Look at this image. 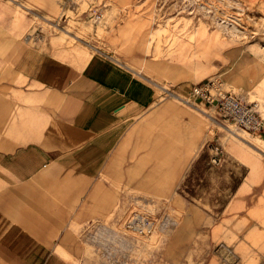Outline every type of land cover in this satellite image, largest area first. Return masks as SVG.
I'll list each match as a JSON object with an SVG mask.
<instances>
[{"label":"rangeland","instance_id":"obj_1","mask_svg":"<svg viewBox=\"0 0 264 264\" xmlns=\"http://www.w3.org/2000/svg\"><path fill=\"white\" fill-rule=\"evenodd\" d=\"M74 1L64 5L63 0H0L3 31L18 30L37 45L104 54L156 84L157 105L150 110L171 101L205 123L196 143L188 145L184 162L172 153L166 177L146 179L149 170L141 169L133 176L141 182L138 186L115 187L124 199L113 203L102 223L124 244L106 250L84 241L76 264H264V133L241 128L189 95L193 84L214 76L225 90L250 103L264 122V105L251 94L253 89L229 81L236 60L259 56L264 0ZM95 10L102 12L98 21L92 19ZM219 22L235 26L233 39ZM230 129L249 142L234 139ZM257 201L260 206H252ZM132 212L150 214L155 222L154 231L140 236L137 245L124 227ZM98 222H85L79 230L89 226L86 237Z\"/></svg>","mask_w":264,"mask_h":264},{"label":"crops","instance_id":"obj_2","mask_svg":"<svg viewBox=\"0 0 264 264\" xmlns=\"http://www.w3.org/2000/svg\"><path fill=\"white\" fill-rule=\"evenodd\" d=\"M3 29L0 264H76L84 241L116 248L117 232L102 223L124 199L115 187L138 186L133 176L141 169L149 170L146 179L166 177L172 153L184 162L205 123L171 101L150 110L156 84L104 54L37 45ZM96 221L84 237L89 226L79 229Z\"/></svg>","mask_w":264,"mask_h":264},{"label":"built area","instance_id":"obj_3","mask_svg":"<svg viewBox=\"0 0 264 264\" xmlns=\"http://www.w3.org/2000/svg\"><path fill=\"white\" fill-rule=\"evenodd\" d=\"M74 3V0H63L64 5H72ZM101 16V10L92 12L93 21H98ZM189 95L200 103L212 106L216 109L219 116L241 128L252 133H264V122L258 111L250 103L244 102L232 92L225 90L218 78L214 76L208 77L201 82L193 84L189 89ZM154 225V219L147 213L132 212L124 222L126 231L130 233V238L133 239L132 245H137L140 236L154 231ZM122 236L126 237L123 234ZM130 251H132V246L128 249V253Z\"/></svg>","mask_w":264,"mask_h":264},{"label":"bare ground","instance_id":"obj_4","mask_svg":"<svg viewBox=\"0 0 264 264\" xmlns=\"http://www.w3.org/2000/svg\"><path fill=\"white\" fill-rule=\"evenodd\" d=\"M218 27L221 30L225 29L228 35L232 39L236 35L237 31L235 30L234 25H229L228 23H225V22H219ZM258 55H259L258 57H256L255 55H252V57L249 59L236 60V62L232 65V67L230 66L233 70L232 73H235V75L229 81L231 83H247L249 86V90L251 88L253 89L251 94H254L256 97H258L261 103L264 105V44L258 45ZM208 118L211 119V117H208ZM228 132L230 133L232 137H234V139H237L239 141H246L243 136L239 135L238 133H235L233 129H230ZM118 241L121 244L122 243L124 244L125 242V241H121V239H118Z\"/></svg>","mask_w":264,"mask_h":264}]
</instances>
